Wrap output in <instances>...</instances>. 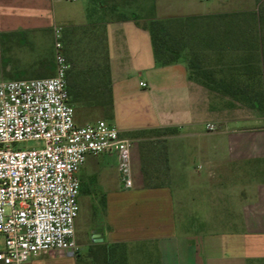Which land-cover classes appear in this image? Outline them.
Instances as JSON below:
<instances>
[{"label": "crops", "instance_id": "crops-1", "mask_svg": "<svg viewBox=\"0 0 264 264\" xmlns=\"http://www.w3.org/2000/svg\"><path fill=\"white\" fill-rule=\"evenodd\" d=\"M62 1L0 0V36L12 34L28 44L34 37L40 42L44 32L53 34L54 27L62 29L76 21ZM230 3L152 0L153 14L160 19L256 9L231 10ZM214 21L208 26V42L200 39L203 27L198 26L196 47L207 53L210 69L220 76L222 62L239 60L244 47L242 37L222 40L218 34L226 24ZM105 35L113 95L109 122L136 146L141 131L175 128L167 140L176 144L169 148L167 179L154 186L144 183L138 147L140 176L133 178L131 188L124 187L118 169L113 174L95 158L86 164V158L77 173L79 202L97 189L108 210L113 204L103 240L124 243L128 264H264V125L259 122L264 116H235L232 99L189 78L185 58L158 63L149 31L135 19L107 23ZM52 70L54 64L44 56L25 71L42 77ZM25 74L11 72L5 79ZM247 119L256 123L244 124ZM208 124L215 129L209 130ZM253 172L255 179L249 176ZM77 258L54 251L22 264H77Z\"/></svg>", "mask_w": 264, "mask_h": 264}, {"label": "built area", "instance_id": "built-area-1", "mask_svg": "<svg viewBox=\"0 0 264 264\" xmlns=\"http://www.w3.org/2000/svg\"><path fill=\"white\" fill-rule=\"evenodd\" d=\"M53 35V75L0 79L2 264H22L54 251L77 255L81 190L77 173L87 155L114 154L120 181L125 188L133 186L134 140L105 119L76 123L61 28L54 27ZM30 141L34 146L13 147Z\"/></svg>", "mask_w": 264, "mask_h": 264}, {"label": "rangeland", "instance_id": "rangeland-1", "mask_svg": "<svg viewBox=\"0 0 264 264\" xmlns=\"http://www.w3.org/2000/svg\"><path fill=\"white\" fill-rule=\"evenodd\" d=\"M208 1L206 0L207 4ZM62 5L67 6L68 10L72 11L76 20L66 23L61 29L62 49L71 67L83 75L79 80L80 82L87 86L91 82L92 85L99 84L104 89V82L107 79L105 72L107 55L105 41L106 24L123 18L149 20L155 17L152 0H89L88 5L83 0H63ZM259 6L264 8V0H231L228 9L237 10L241 7L253 9ZM57 11L59 12L60 10L57 8ZM161 13L164 14L165 11L161 10ZM57 21L58 23L61 21L59 13ZM30 39L32 43L28 44L22 43V38L12 34L0 36V79H5L11 72L15 74L18 72L26 73L25 75L11 78L38 77L36 72H26L25 70L44 56L54 64V35L50 31H46L41 35L38 43L35 42L34 37H30ZM192 44L194 45L192 40L188 41L189 46L192 47ZM51 72L54 71L47 72V74ZM227 97L231 99L229 96ZM219 102H222V98H219ZM234 104L233 113L235 116L253 117L257 114L264 116V112H257L243 103L235 101ZM108 114L109 110L97 111L91 107H84V109L78 110L75 105V121L77 124L93 122L97 119L111 121V118L107 116ZM245 121L246 123L244 124L248 123L249 125L256 123L254 119ZM259 122L264 125V117L259 119ZM171 135L169 131L151 130L141 140L136 141L137 146L132 145L131 166L133 178H139L140 176V163L137 155V147L139 148L140 142L143 143L146 154L143 166L147 175L151 176V183H159L163 178H166L169 174L167 170L170 168L169 148L176 144V141L171 140L168 142L167 137ZM31 146H34L33 141L13 144L15 148ZM93 158L99 161L105 169L115 174L117 170V157L115 155L103 153L95 157H87L86 164H90ZM249 176H251V179L258 177L254 172L251 175L249 174ZM262 176V174H259V177ZM93 190L95 191L93 194H89L88 197L83 195L80 198V213L76 221L77 242L80 246L77 253V257L79 256L80 259L78 260L77 258V264H101V257L95 260L89 256L96 242L92 238V234L96 228L106 233L108 213L114 211L112 210L113 204L110 203L111 210H108L109 206H107L106 198H104L105 203L103 204V195L99 194L97 189ZM1 240L2 238L0 237ZM121 251H125L127 262V246H125V249L118 250V253L113 256V259H115L114 264H122L120 261Z\"/></svg>", "mask_w": 264, "mask_h": 264}, {"label": "trees", "instance_id": "trees-1", "mask_svg": "<svg viewBox=\"0 0 264 264\" xmlns=\"http://www.w3.org/2000/svg\"><path fill=\"white\" fill-rule=\"evenodd\" d=\"M120 20H127L123 18ZM137 24L149 31L153 45L155 59L160 64H169L176 62L182 58L187 61L189 69V78L196 82H200L208 89L216 92L218 95L229 96L234 102H240L257 112H264V8L260 6L251 11L243 13H226L217 16H188L179 18H150L149 20H137ZM214 22L226 24V29H221L219 36L222 40L229 38L242 37L243 53L240 54L239 60H231L222 62V74L216 75V72L209 67V57L207 53L196 47V30L198 26H202L200 31V39L209 41V23ZM118 21V20H117ZM201 24H205L206 27ZM205 30V33H204ZM195 31V33H194ZM217 35V36H218ZM192 40L194 45H188V41ZM106 41V65L105 72L107 79L104 82V89L99 84L87 86L80 82L83 75L71 67L68 70L67 79L71 96V102L77 109L91 107L94 110H109L108 117L111 118L113 111V95L112 80L109 67V57L107 52ZM226 46H222V49ZM236 47V46H234ZM188 49V51H187ZM187 51V53H186ZM64 52V51H63ZM65 54V52H64ZM66 56V54H65ZM67 58V56H66ZM50 74L43 75L50 76ZM41 77V76H38ZM157 131H169L171 134L176 132L175 128L154 129ZM151 131V130H149ZM141 131L138 133L140 137L149 132ZM139 153L141 159V172L143 174L144 183L147 186L161 184L166 178L159 183L152 184L151 176L147 175L143 162L146 158L144 145L140 142ZM102 203H105L102 196ZM91 249L90 257L97 259L102 258L101 264H114L115 256L118 250L125 249L124 243L109 244L104 240L95 242ZM123 248V249H122ZM120 261L127 264L125 251L120 253ZM80 257L78 256V260ZM125 259V260H124ZM1 264V263H0Z\"/></svg>", "mask_w": 264, "mask_h": 264}, {"label": "water", "instance_id": "water-1", "mask_svg": "<svg viewBox=\"0 0 264 264\" xmlns=\"http://www.w3.org/2000/svg\"><path fill=\"white\" fill-rule=\"evenodd\" d=\"M92 238L96 241V242H101L103 241V233L102 230L99 228H96L92 234Z\"/></svg>", "mask_w": 264, "mask_h": 264}]
</instances>
